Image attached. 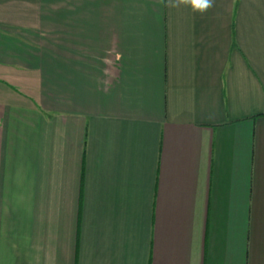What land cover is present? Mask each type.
Segmentation results:
<instances>
[{
	"label": "crops",
	"instance_id": "obj_1",
	"mask_svg": "<svg viewBox=\"0 0 264 264\" xmlns=\"http://www.w3.org/2000/svg\"><path fill=\"white\" fill-rule=\"evenodd\" d=\"M0 0V264H264V0Z\"/></svg>",
	"mask_w": 264,
	"mask_h": 264
},
{
	"label": "clouds",
	"instance_id": "obj_2",
	"mask_svg": "<svg viewBox=\"0 0 264 264\" xmlns=\"http://www.w3.org/2000/svg\"><path fill=\"white\" fill-rule=\"evenodd\" d=\"M168 7L185 6L191 9L193 13L204 15L215 6V0H167Z\"/></svg>",
	"mask_w": 264,
	"mask_h": 264
}]
</instances>
